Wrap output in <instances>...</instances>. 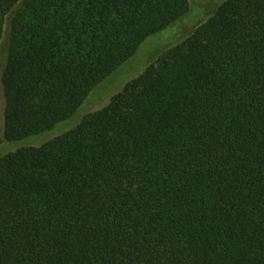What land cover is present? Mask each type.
Returning a JSON list of instances; mask_svg holds the SVG:
<instances>
[{
	"label": "trees",
	"instance_id": "obj_1",
	"mask_svg": "<svg viewBox=\"0 0 264 264\" xmlns=\"http://www.w3.org/2000/svg\"><path fill=\"white\" fill-rule=\"evenodd\" d=\"M189 8L21 1L0 143L68 119ZM0 264H264V0L224 1L106 107L0 157Z\"/></svg>",
	"mask_w": 264,
	"mask_h": 264
},
{
	"label": "rangeland",
	"instance_id": "obj_2",
	"mask_svg": "<svg viewBox=\"0 0 264 264\" xmlns=\"http://www.w3.org/2000/svg\"><path fill=\"white\" fill-rule=\"evenodd\" d=\"M21 1L6 16L3 33L0 39V129L3 128L5 98L1 82V71L4 68L9 47L10 21ZM226 0H189V11L176 22L167 26L162 31L146 38L137 48L132 57L123 62L116 70L94 87L66 120L60 121L50 130L29 136L20 140L5 141L0 143V157L10 152L26 147H39L65 132L75 128L85 116L106 107L112 97L120 92L124 85L140 75L149 64L155 62L169 48L181 43L189 37L194 30L209 17Z\"/></svg>",
	"mask_w": 264,
	"mask_h": 264
}]
</instances>
